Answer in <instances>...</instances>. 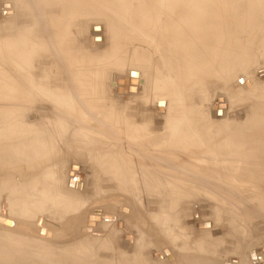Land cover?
<instances>
[{"label": "bare ground", "instance_id": "obj_1", "mask_svg": "<svg viewBox=\"0 0 264 264\" xmlns=\"http://www.w3.org/2000/svg\"><path fill=\"white\" fill-rule=\"evenodd\" d=\"M98 1H100V5H94V0H32L33 4L38 3L43 8L42 17L45 20L46 36L55 41L53 50L59 52V58L71 60L70 66L73 68V75L70 73L69 84L62 85L65 77L61 69H57L55 74L51 75L53 68L48 63H44L41 67L40 80H34L32 60L39 56L37 53L35 54V50L29 51L27 29L20 30L14 38L6 39L2 45L0 44L1 48L14 46L7 54V68L0 67V137L3 138L0 140V167H6L5 164L8 163L7 166H12L16 173V176L0 181V195H7V204L0 202V226L3 229L20 228L19 230L23 233L27 229L21 220H32L36 214H48L49 216L51 209H58L60 214L77 210L79 206L77 200H66L63 195L64 192H68L78 197L84 190L85 184L81 179V170L77 164L73 163L72 166H69V170L73 171L70 170V176L63 179L64 183H60L59 180L55 182V174L50 173V168L38 167L29 174L19 168L21 163L44 161V158L54 150L52 144L66 141L67 130L74 125L76 128L70 137L72 142L81 141L83 145H87L85 143L90 141L95 147L101 144V141L106 144L113 143L108 149L110 159H107L108 163L105 169L110 172L112 188L131 191L137 187L148 192H153L157 188L158 191H165L168 195L175 194V191L180 190L182 186L190 188L193 193L211 188L221 190L217 183L221 179L216 181L213 178L216 174H211L208 167L210 161L208 155L212 150L215 152L216 148L208 147L205 142H202L205 129L198 130L193 125L194 119L201 120V118L193 116L196 112L192 107L189 111H184V105L180 102L182 93L193 88L191 84L195 81L198 83L196 93L200 100H204L206 89L209 86L206 84V79L207 81L215 79L222 81L223 96L221 94L216 96L217 99H223L224 102L222 101L221 104L239 101V98H242L240 94L249 91L251 96L255 95L254 97L259 100V104L248 122L258 125V120L264 118V94L257 93L253 88L254 82L264 86L262 75H258L259 71L264 70V65L256 67L254 74H244L248 68L254 66V60L247 59L244 62L247 57L242 52L244 42L247 45L254 43L260 51L259 56L264 59V0ZM5 2L11 8L13 17L17 18L22 16L21 13L25 10L24 5L29 0H0V5ZM102 10L107 11V14H102ZM101 15H103L102 19L106 20V28L111 34L112 61L105 62L101 68L93 72L96 76L92 78L93 80H86V77L90 75H83L86 77L81 81L80 69L77 70L75 67L78 64L77 55L75 52H72L71 55L69 49L72 47L73 50L77 39L75 37L81 33L83 24L81 19L89 16L100 17ZM120 39H126L125 42L130 39L142 43V51L134 50L132 52L129 67L132 70L144 72L145 81H141L140 77L138 78L136 75L118 76L113 84L114 93L109 98L103 69L115 67L121 70L123 68L124 62L121 63V60L116 58L119 46H126L124 43V45L122 43L120 45ZM38 45L37 50H45L44 53H50L49 50H52L46 47V41L39 42ZM150 48L153 49L152 52ZM141 52L142 56H140ZM243 63L246 64L245 67H241ZM8 65H11V69L8 68ZM6 69L13 73L6 75ZM242 70L244 75L239 77V72ZM22 72H24L23 76H14V73L21 74ZM64 72L67 70L65 69ZM237 77L239 80L243 79L242 85H238L237 89L231 93L228 83ZM119 78L123 80L116 82ZM143 86H145V90L142 95ZM73 87L75 89L71 90ZM23 88L29 92L23 94ZM31 91L41 94L46 101L51 100L54 103L52 112L55 111L61 115L54 118L49 114L42 117L41 121L37 123L33 120L34 115L38 114L34 107L35 102H31L24 110L21 108L22 105L18 104L14 108L12 106L5 108L4 102L5 104L8 102L9 104L10 102L17 103L18 96L21 98L30 96ZM141 95L145 97L147 103L157 106V102H161L159 113L168 123V141L162 140L157 135H142V110L136 112L137 121H135V116H125L121 120L124 121L123 125L130 134V136L128 134L126 136L130 138L132 147L136 148L134 149L142 162L148 164L137 167L136 174L141 177L137 182H134L128 162L121 158L122 154L117 148L122 147V140H109L112 134L118 137L119 129L116 128L113 131V127L120 120L114 116L112 111L107 112V109L102 105L106 101L111 102V99H130L141 97ZM81 97L84 101L78 100ZM95 103L100 105L95 106ZM77 104L83 105V108L77 107ZM218 104L216 100L213 108L217 109ZM187 108L189 109V107ZM26 110L28 113L24 115ZM99 110L104 112L102 117L99 116L101 113ZM202 110L199 109L201 115L203 114ZM33 111H35L34 115ZM199 111L197 115H199ZM29 114L33 116H29ZM104 129L107 134L102 132ZM50 131L56 133V138L49 135ZM94 135H97L96 139L92 138ZM6 136L16 138V141L5 139ZM11 142L16 144H14L12 152L9 148ZM224 145L226 153L233 148L235 152L239 151L234 143ZM263 146L258 143L254 144L250 147L247 155L251 156L257 153V150L264 148ZM218 150L225 154L221 147ZM246 152L241 153L242 156H245ZM182 153L192 156L190 157L192 160L181 159ZM4 155L9 156L10 159L5 160ZM262 161V166H264V155ZM240 164H243V159L240 160ZM30 165H27L28 168H32ZM166 166H170V168ZM256 171H254L255 173L249 171L245 175L252 174L259 183H262V191H264V169ZM189 193L181 192L183 195ZM156 195L161 197L156 202L158 204L157 212H159L156 214L161 215L162 212H165L167 215L170 213V216L177 218L174 209L185 198L181 197V199L175 200L168 198V203L161 208V204L166 201L163 200L160 193H156ZM260 201L264 202L263 199ZM6 207L7 209H5ZM154 217L155 220L160 221L157 215ZM176 218L174 220L165 218L164 224L168 221L171 223L177 221ZM85 221V224L90 228H95L106 221L114 222V229L119 230L120 228L118 224L120 221H115L114 217H106L97 208L92 213L85 215ZM42 227L40 229H43ZM20 234L17 233L19 236ZM124 236L129 243L128 235ZM179 237L174 235L171 240L175 242L179 240ZM141 248L139 246V252L134 258L141 255ZM252 253L249 255L250 261L258 262L255 253ZM74 259L78 262L79 257H74ZM0 264H13V259L2 255ZM106 264H112V262Z\"/></svg>", "mask_w": 264, "mask_h": 264}, {"label": "rangeland", "instance_id": "obj_2", "mask_svg": "<svg viewBox=\"0 0 264 264\" xmlns=\"http://www.w3.org/2000/svg\"><path fill=\"white\" fill-rule=\"evenodd\" d=\"M99 2L94 0L93 3L100 5ZM37 4H33L32 0H29L24 5L25 10L21 13L22 16L17 18L13 17L11 8L6 2L0 5V44L2 45L6 39L14 38L20 30L27 29L29 51L35 50V54L37 53L39 56L32 60L34 80H40L41 67L44 63H48L53 68L51 75H54L57 69H61L65 77L62 85L69 84L70 73L73 75V68L70 66L71 60L59 58V52L53 50L55 41L46 36L45 20L42 17L43 8ZM101 12L104 15L107 14V11L102 10ZM102 17L103 15L82 18L81 33L75 37L77 39L73 50L72 47L69 49L70 54L75 52L77 55L78 64L75 67L77 70L80 69L81 81L85 80L87 75L90 76H87L86 80H93L92 78L96 77L93 72L101 68L105 62L110 63L112 61L111 34L106 28V20ZM35 21L37 23H34ZM41 34L42 36H40ZM125 40H119L120 45L122 43L126 46H119L120 49L116 53V58L121 60V63L124 62L123 68L121 70L115 67L103 69L106 76V88L109 90L108 97L114 93L113 84L118 76L136 75L138 78L140 77L141 81H145L144 72L132 70L129 67L132 52L134 50L142 51V43L130 39L125 42ZM45 41L46 47L52 49L49 50L50 53H44L45 50L41 49L37 50L38 43ZM1 45L0 67L5 69L8 61L6 60L7 54L14 46L1 48ZM150 49L152 52L153 49ZM242 52L247 57L244 62L247 59L254 60V66L248 68L244 74H254L256 67L264 65V59L259 56L260 51L254 43L247 45L244 42ZM140 56H142V52ZM89 61L91 62L89 63ZM245 65L243 63L241 67H245ZM8 68L11 69V65H8ZM65 69L67 72H64ZM11 72H8V69L5 70L6 75L11 74ZM242 73L243 70L239 72V77L244 75ZM21 74L14 73V76H23L24 72ZM258 75H262L264 80V70L259 71ZM239 77L228 83L231 93L237 89L238 85H242L243 79L239 80ZM118 80L123 79L119 78L116 82ZM206 82L209 86L206 89L204 100H200L196 93L198 83L195 81L191 84L193 88L182 93L180 102L184 105V111H189L192 107L196 112L193 116L201 118V120L194 119L193 125L198 130L205 129L202 142H205L208 147L216 148L215 152L212 150L208 155L210 160L208 167L211 174H216L213 176L216 181L221 179L220 182L217 181L221 190L211 188L193 193L190 188L182 186L180 190L175 191V194L167 195L165 191L160 192L157 188L153 189V192L142 191L137 187L131 191L112 188L110 172L105 169L108 163L106 161L110 159L108 149L113 143L106 144L101 141V144L95 147L90 141L85 143L87 145H83L81 141L72 142L70 137L76 128L74 125L67 130L66 141L52 144L54 150L50 152L48 157L44 158V161L21 163L19 168L28 174L34 172L38 167L50 168V173L55 174V182L59 180L60 183H64L63 179L70 176V170L73 171L72 169L69 170V166L73 163L77 164L81 170V179L85 184L84 190L78 197L68 192L63 194L66 200H77L79 203L77 210L60 214L58 209H51L49 216L48 214H36L32 220H21L27 229L23 233L19 230L20 228L10 230L0 226V256H9L13 259V264H106L111 262L112 264H264V202L260 201V199L264 200V191H262V183H259L252 174L250 176L245 175L249 171L255 173L256 170L264 169L262 166L264 148L257 150L258 152L251 156L247 155L250 147L254 144L264 145V118L258 120V125L248 122L257 109L259 100L247 91L240 94L242 98H239V101L221 104L223 99H217L216 96H220V94L223 96L221 92L222 81L217 79L207 81L206 79ZM253 86L254 91L264 94L263 85L254 82ZM73 89L75 88H71V90ZM144 90L145 86L142 88V95ZM28 92V90H24L22 93ZM142 95L130 99H111V102L106 101L102 105L103 108L107 109V112L112 111L114 116L120 120L113 127V131L116 128L119 129L118 137L112 134L109 140H122V147L117 148L120 149L121 158L128 162L134 182H137L141 177V175L136 174L137 167L148 164L142 162L135 151L136 148L132 147L130 138L126 136V134L130 136V134L123 125L124 121L121 120L125 116L136 117V112L142 110V135H157L162 140L168 141V123L159 113L161 102H157V106L153 103H147ZM81 99L84 101L83 97L78 98V100ZM216 100L219 104L217 109H214L213 105ZM16 101L17 103L10 102V104L4 102L5 108L8 106L14 108L18 104L22 105L21 108L24 110L31 102H35L34 107L38 114H35V111L32 114H35L33 120L37 123L41 121L42 117L49 114L54 118L61 115L55 111L52 112V104L54 103L51 100L46 101L45 97L35 91H31L30 96L27 95L22 98L18 96ZM94 105L99 106L100 104L95 103ZM77 107L83 108V105L77 104ZM199 109L200 111L203 109L202 115ZM219 109L223 110L220 111ZM99 111L101 112L99 116L102 117L104 112ZM198 111L200 112L199 115H197ZM27 113L26 110L24 115ZM32 114L29 116H33ZM137 119L138 117L135 118V121ZM102 132L107 134L106 129ZM49 135L52 138L57 136L53 131H50ZM92 138L96 139L97 135L92 136ZM5 139L16 141V138L9 136H6ZM0 140L3 138L0 137ZM227 143L236 144L239 151L236 150L235 152L233 148L226 153L224 144ZM14 144L15 142L9 144L11 146L9 147L10 152H12ZM219 147L225 151V154L218 150ZM91 148L93 149L92 152ZM245 151H247L246 155L242 156L241 153ZM190 157L192 156L181 154V159L192 160ZM3 158L7 161L10 159L6 155ZM242 159L243 164H240ZM7 164H5L6 167H0V181L16 176L15 171H13L14 168L7 166ZM28 164H31L32 168H28ZM77 165L75 166L78 167ZM166 167L170 168V166ZM181 192L190 193L183 195ZM156 193H160L163 200L166 201L161 204V208L168 203V198L172 200L185 198L174 209L177 218L170 216V213L167 215L165 212H162L161 215L156 214L159 213L156 202L158 198H161ZM0 196H2L0 202L7 204V195L1 194ZM95 208L102 211L106 217H114L115 221H120L121 224L118 223L120 225L119 230L114 229V222L109 221L102 222L95 228L88 227L85 224V215L92 213ZM155 215L160 218V221L155 220ZM165 218L170 220L176 218L177 221L172 223L168 221L170 224L168 222L164 224ZM77 219L80 221L78 220V222ZM41 226L43 229H40ZM124 235H128L129 243ZM174 235L181 237L173 242L171 238ZM139 246L142 247L141 255L134 258L139 252ZM164 251H168L169 256H166ZM252 252L255 253L258 262L250 261L249 255H252ZM74 257H79L78 262L75 261Z\"/></svg>", "mask_w": 264, "mask_h": 264}, {"label": "water", "instance_id": "obj_3", "mask_svg": "<svg viewBox=\"0 0 264 264\" xmlns=\"http://www.w3.org/2000/svg\"><path fill=\"white\" fill-rule=\"evenodd\" d=\"M129 90H131V89H129ZM118 91H120V90H118ZM70 182H72V181H70ZM164 253H165L166 256H169L168 251H164Z\"/></svg>", "mask_w": 264, "mask_h": 264}]
</instances>
